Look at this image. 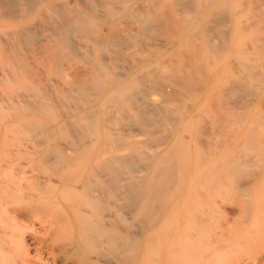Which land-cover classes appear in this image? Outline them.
I'll use <instances>...</instances> for the list:
<instances>
[{
    "label": "bare ground",
    "instance_id": "bare-ground-1",
    "mask_svg": "<svg viewBox=\"0 0 264 264\" xmlns=\"http://www.w3.org/2000/svg\"><path fill=\"white\" fill-rule=\"evenodd\" d=\"M250 3L264 6V0ZM230 5L231 0H0V57L11 64L0 78L12 82L24 72L26 89L12 98V108L20 106L39 117L24 124L34 144L28 152L49 173L42 176V170L43 180L37 174L30 177L32 192L21 197L55 208L2 210L30 221L33 244L46 255L39 252L35 264H264V196L259 202L254 196L253 201L244 198L254 185L264 189V136L250 127L239 138L245 150L224 145L233 135L224 128L231 115L224 96H230L231 106L250 103L246 96L264 83V42L259 34L245 42L239 50L244 61L218 90L211 88L220 80L211 59L206 65L198 59L203 49L213 57L229 50L227 46L222 51L232 21ZM257 10L253 15L264 16ZM102 22L110 24L108 32L99 26ZM243 25L242 31L250 26ZM168 28L175 34L168 35L167 44L177 40L184 49L164 60L166 74L160 71L155 48L127 59L125 48L157 38ZM212 34L220 43L211 40ZM78 37L91 44L76 42ZM24 52L38 57L42 65L29 62ZM68 60L86 67L72 69ZM117 63L121 71H107ZM203 98H210L207 110L206 103L205 110L200 106L206 115L197 117L190 108L181 113L190 100L194 104ZM171 101L181 106L172 107ZM16 114L21 119L26 113ZM186 122L197 144L192 151L178 131ZM136 129L151 148L136 147ZM217 153H222L220 161L204 163L206 156ZM226 183L238 196L240 222L207 230L209 211L193 210L211 203V192ZM9 253L8 247H0V256ZM243 253L246 261L230 259Z\"/></svg>",
    "mask_w": 264,
    "mask_h": 264
},
{
    "label": "rangeland",
    "instance_id": "rangeland-1",
    "mask_svg": "<svg viewBox=\"0 0 264 264\" xmlns=\"http://www.w3.org/2000/svg\"><path fill=\"white\" fill-rule=\"evenodd\" d=\"M234 0H231V4H233V5H230V9H231V11H232V21H231V23H230V25H229V32H228V37H227V39H226V43H225V46H224V49L222 50L223 52L226 50V47L227 46H229V48L227 47V49H229L227 52L225 51V53L224 54H220L221 56H219V54H218V56H215V57H213V56H211V53L208 51V50H202V52L199 54V56H198V59H199V61H200V63H202L203 65H206V60L208 59V58H210L211 59V61H210V63H213L214 65L215 64H217L218 66H213V64H211L210 66H212V67H214V71L216 70V71H218L217 73H218V75H217V77H215L216 78V80H217V78H219L220 80H217L218 81V86H217V84H216V81L214 82L215 83V85H211V88L213 89V88H215V90H218L219 89V87H221V85H223L224 83H226V81H227V79L228 78H230L232 75H234L237 71L236 70H238V65L241 63V61H244V57H243V55L241 54V52H239V50L241 51V48L244 50V45H245V42L246 43H248V42H250L249 40L250 39H254V38H256V36H258V34H259V36L261 37L262 35H264V30H262V29H264V16H262V15H253V12L255 11V10H257V11H262V13H264V6H259V5H257L258 7H256L255 6V4H252V3H250V2H254V0H250V1H248V0H244V4H241L242 3V0H238V1H234ZM240 1V2H239ZM236 2H238V3H236ZM247 2V3H246ZM235 3V4H234ZM239 3H240V5H241V7H240V5H239ZM250 3V4H249ZM248 4V5H247ZM234 5H236L235 7H234ZM251 7H250V6ZM231 6H232V8H231ZM239 6V8H237L238 10L236 11V7H238ZM249 6V7H248ZM235 9H234V8ZM243 7H245V8H243ZM253 7V8H252ZM254 8H257V9H254ZM234 9V10H233ZM260 9V10H259ZM251 10V11H250ZM252 10H253V12H252ZM233 11H235V12H233ZM252 16H251V15ZM234 16V17H233ZM256 16V17H255ZM233 18H234V20H233ZM238 18V19H237ZM251 18V19H250ZM253 18V19H252ZM241 19V20H240ZM255 19V20H254ZM247 20V21H246ZM256 21V22H253V21ZM251 21V22H250ZM233 22V23H232ZM235 22H238V24L236 25V23ZM244 22V23H243ZM249 22V23H248ZM254 23V24H253ZM103 24V25H102ZM107 24V25H106ZM242 24H244V25H246V24H248V25H250V26H248L247 27V25H246V29H244L243 31H242V29H240L241 28V26L240 25H242ZM236 25V26H235ZM240 27H239V26ZM243 25V26H244ZM251 25H253V26H251ZM1 26H6V24L5 23H2L1 24ZM99 26L101 27V29L105 32H108V28H109V26H110V24L109 23H106V22H102V23H100L99 24ZM104 26H105V29H104ZM99 27V28H100ZM255 27H257V28H255ZM234 28H236V29H234ZM239 28V29H238ZM253 28H254V30H253ZM260 28V29H259ZM232 29V30H231ZM233 29H234V33L232 32L233 31ZM240 30V31H238V30ZM247 29H249L248 31H250V32H248L247 33ZM251 29H252V32H251ZM256 29V30H255ZM236 30V31H235ZM165 31H170L169 33H165ZM172 30L170 29V28H168V29H166V30H164L162 33H160V35H157V38L155 37V38H151V40L149 39V40H142V43L140 42V45H132V46H129L128 48H125V52H126V57H127V59L128 60H130V59H138V58H140L143 54H141L143 51H149V50H152V51H156L157 50V52H158V55H157V59L159 60V61H161V63H160V71H162V74H166V72H167V69H164V65H163V62H165V61H167L168 59H170V58H173L174 56H173V53H175L176 51H181L182 50V48H183V46L181 47L180 46V48H178L179 47V45H181L180 44V41H177V40H175L176 41V43H175V41L173 42V44L170 46L169 44H167V42H169L171 39V37H169V36H172V34H175L174 32H171ZM232 33H231V32ZM236 32V33H235ZM240 32V33H239ZM242 32V33H241ZM247 33V36H246V33ZM231 34V35H230ZM240 34V35H239ZM169 35V36H168ZM213 36H212V38H211V40L213 41V42H216L215 40H217V42L218 43H220V38H219V36L217 37L216 35H214V34H212ZM234 35H235V37H234ZM249 35V36H248ZM153 36V35H152ZM229 36H230V38H229ZM237 36V37H236ZM258 36V39L260 40V41H262V42H264V39H262V38H264V36H262L261 38ZM235 39H234V38ZM159 38V39H158ZM214 38V39H213ZM236 38H238V39H236ZM231 39V40H230ZM234 39V40H233ZM246 39V40H245ZM262 39V40H261ZM157 40V41H156ZM230 40V41H229ZM233 40V41H232ZM239 40H240V42H239ZM243 42H242V41ZM251 40V41H252ZM255 40V39H254ZM151 41V42H150ZM230 42L229 44L231 45H227V42ZM233 43H232V42ZM238 41V42H237ZM76 42H78V43H80V44H82V43H85V42H87V43H89V44H91L89 41H87L86 39H84V38H80V37H78L77 39H76ZM235 42H236V44L240 47V48H238V46L235 44ZM86 43V44H87ZM149 43V44H148ZM240 43H241V45H240ZM235 45V46H234ZM150 46V47H149ZM153 46V47H152ZM167 46H169L168 48H167ZM147 47L149 48V49H147ZM171 47V48H170ZM156 50H155V49ZM144 49V50H143ZM184 49V48H183ZM232 49V50H231ZM237 49V50H236ZM164 51H166V52H164ZM205 51V52H204ZM223 52H220V53H223ZM230 52V53H229ZM26 53V54H25ZM164 53V54H163ZM238 53V54H237ZM241 55H240V54ZM161 54V55H160ZM209 54V55H208ZM30 53L28 52H24V56H26V57H30L29 58V62H32L33 64H35V65H37L38 66V64H40L39 66H41L42 65V63L40 62V61H38L39 59H38V57H33V58H31L32 57V55H30ZM140 55V56H139ZM227 55V56H226ZM170 56V57H169ZM224 56V57H223ZM229 56V57H228ZM134 57H138V58H134ZM219 57V58H218ZM227 57V58H226ZM167 58V60H165ZM203 58V59H202ZM213 58H217L218 60H219V64H218V60L216 59V61H214L213 60ZM223 58H224V60H223ZM230 58V59H229ZM32 59V60H31ZM222 59V60H221ZM229 59V60H228ZM71 60V59H70ZM70 60H68V66L70 65V68H72V69H80V70H82L83 69V67H86V65L84 66L82 63H80V64H78L76 61L74 62V60H72V61H70ZM165 60V61H164ZM220 60H221V64H220ZM226 61H228V62H226ZM72 62V63H71ZM215 62V63H214ZM223 62V63H222ZM227 63V65H226V63ZM240 62V63H239ZM114 65L115 66H117V67H114ZM114 65H110L109 66V69L107 70V71H115L116 73H118L119 71H121V69H120V66H121V64L119 63H117V64H114ZM220 65H222V66H220ZM226 65V66H225ZM10 66H11V64H8V62L6 61V60H4L3 58H1L0 57V76H2L3 75V73H5V72H7V71H9V68H10ZM113 66V67H112ZM128 66H130L129 64H128ZM112 68V69H111ZM116 68V69H115ZM228 71V72H225V69ZM220 69H221V71H220ZM224 69V70H223ZM117 70H119V71H117ZM71 71V70H70ZM111 71V72H112ZM166 71V72H165ZM216 71H215V73H216ZM111 72H109V73H111ZM164 72V73H163ZM223 72V73H222ZM226 73L227 74H229L228 76L226 75ZM23 74H24V72L21 70L20 71V73H19V77L18 78H15V79H13L12 80V82L11 81H9L8 79H3V78H0V237H1V239H2V241L4 240L5 242H0L1 244H0V247L1 246H5V247H8L9 249H10V253L9 254H7V255H1L0 256V264H35V263H37V261H38V258L40 257V254H39V252H38V250H37V248H36V246L35 245H37V244H33V239H32V236H31V233H32V230H31V228H30V221H28L27 220V218H25V217H14V214L12 215V213L11 212H8V213H5V212H3L2 210H30L32 207H33V205H34V208H33V210H37V209H35V207H37V208H39V210L41 209V210H48L47 208L49 207V210H54L55 208L54 207H51V206H49L48 204H46L45 202H42V204L40 205V203H38V201H36V203L35 202H32V203H29L28 201L26 202V200H24V197H23V199H22V197L21 196H24V194H27V193H30V192H32V188H33V185H31V184H33V181H32V179H29L30 177L32 178V177H35L36 176V174L37 175H39L40 177H38L39 179H41V180H43V179H45L47 176H48V171H46L45 169H43V168H40L41 166H40V164H39V166L40 167H38L37 165V163H35V162H33L32 161V156H30V154H29V152L31 151L30 149L32 148L31 146L32 145H34L33 144V142H32V136H31V133L29 132V130H28V128H26L25 126H24V124L26 123V122H30V121H32V120H35V119H38L39 117H37V116H35L36 114L35 113H30V114H28V112H24V108H20V106H19V108H20V110H19V108H16V109H14V107L12 108V106L13 105H16V103L15 102H13L14 101V99L16 98V93L17 92H25V89H26V84H27V81L25 80V78H24V76H23ZM225 75H226V77H225ZM219 76H222V78L221 77H219ZM226 80H225V79ZM2 79V80H1ZM223 80H225V82L223 83V82H221V81H223ZM220 82L222 83V84H220ZM14 85H13V84ZM256 82H254V84H255ZM13 85V86H12ZM215 86V87H214ZM260 87H259V89H257V91L256 92H253L252 94H250L249 96H246V100H248V98H249V104H247V105H234V104H232V105H234V106H231V105H229V102L231 101L230 100V96H224L225 97V100H226V102H224L225 100H224V97L222 98V96H220V98L222 99V101L221 102H224V104L225 103H227L226 105H227V107L228 108H231L230 109V111H231V115L228 117V119H227V122L228 123H226L227 125H224V128L226 129V130H228V131H230L232 134V137H227V140H226V143L224 144V145H226L225 147L227 148H232V147H234V149L235 150H237L236 148H238V149H240V150H245V145L241 142V137H243V136H245V132H246V130L248 131V129L250 128V130H252V127H254V133H262L261 134V136H264V129H262V126H264V124H261V123H264V122H261V121H264V109H262V107H261V105L260 104H262V106H264V100H262V99H264V83H262L261 85H259ZM6 87V88H5ZM10 89V90H9ZM20 89V90H19ZM262 89V90H261ZM261 91V92H260ZM260 92V93H259ZM252 95H254V96H252ZM259 95H261L260 96V99H258L259 98ZM12 96V97H11ZM157 96V97H156ZM159 95H154V97L155 98H160V96L158 97ZM12 98H14L13 99V101H12ZM227 98V99H226ZM253 98V99H252ZM207 99V100H206ZM206 99H202V100H197L196 101V103L194 102V104H193V102H192V100H190L189 101V103H188V105H187V103H186V107L187 108H184V109H181V110H185V111H182L181 112V110H180V112L181 113H186V111L190 108V109H192L193 110V112H194V114H195V116H197V117H200L201 115H206V113H203L204 111L203 110H207V107H208V104L207 103H209V100H210V98H206ZM258 99V100H257ZM11 100V101H10ZM204 100H205V102H204ZM188 101V100H187ZM186 101V102H187ZM194 101V100H193ZM219 101H220V99H219ZM256 101H260V103L259 104H257V102ZM171 102H173L174 104H176V105H172V103H170L171 105H172V107H176L177 105V107L179 108L181 105H179V104H177L178 102L176 101H171ZM190 102H192V104H190ZM200 102V103H199ZM204 102V103H203ZM207 102V103H206ZM206 103V104H205ZM243 103V102H242ZM245 103H246V101H245ZM12 104V105H11ZM169 104V105H170ZM181 104V103H180ZM196 104H198V105H196ZM202 104V105H201ZM205 104V109H204V105ZM257 104V105H256ZM190 105H192V106H190ZM249 105V106H248ZM260 105V106H259ZM197 106V107H196ZM200 106H203V110H202V108L200 107ZM239 106H242L241 107V109H239ZM246 106V107H245ZM8 107L10 108V109H8ZM193 107V108H192ZM234 107V108H233ZM235 107H238V108H235ZM257 107V108H256ZM261 107V108H260ZM200 108V110H198ZM259 108V109H258ZM187 109V110H186ZM244 109V110H243ZM10 110V111H9ZM22 110V111H21ZM8 111V112H7ZM16 113H20L21 115L22 114H24V113H26L25 115L27 116H25V115H23V118H19L17 115L18 114H16ZM21 111V112H20ZM199 111V114L197 113ZM11 112H13L12 114H11ZM206 112V111H205ZM241 112V113H240ZM244 112V113H243ZM257 113V114H256ZM198 114V115H197ZM201 114V115H200ZM233 114V115H232ZM29 115V116H28ZM37 115L38 116H40V114L39 113H37ZM203 115V116H204ZM235 115V116H234ZM237 115V116H236ZM259 116H260V118H259ZM238 117L240 118L239 120H238ZM16 118V119H15ZM197 119V118H196ZM196 119H194V120H191V123L190 124H192L193 123V125H192V128L194 127V124L195 123H197V120ZM235 119V120H234ZM261 119V120H260ZM199 120V119H198ZM238 120V121H237ZM255 121V123H253ZM257 121H259V123H257ZM236 122H239V123H236ZM188 123V125H190ZM253 123V124H252ZM20 124V125H19ZM258 124H260V126L258 125ZM187 125V122L184 124V125H182L181 127H179V129H178V131L180 132V136L184 139V140H186V143H188V147L190 148V150L192 151L196 146H197V144H195V142L194 141H192V138H193V136H194V133H193V129L191 128L190 130L191 131H189V128L191 127V125H190V127ZM255 125V126H254ZM260 127H258V126ZM226 126V127H225ZM233 128V129H232ZM257 128H259V129H257ZM260 129H261V131L262 132H260ZM235 131V132H233V131ZM135 131H137L136 133H138L139 134V132H138V129H136ZM187 131V132H186ZM259 131V132H258ZM256 134H254V137H256V136H258L259 137V134L258 135H256ZM139 137V138H138ZM135 138H138V139H136L135 140V145H136V147L137 148H139V149H143V150H148L149 148H151L153 145L152 144H147V143H149L148 141H143V139H145V136L144 135H142V137H140V134H139V136L138 135H136V137ZM143 138V139H142ZM240 138V139H239ZM139 141V142H136V141ZM239 141V142H238ZM147 142V143H146ZM240 142L242 143V145L240 144ZM137 143H139V144H137ZM140 144H142V146L140 145ZM146 144V145H145ZM240 144V145H239ZM223 145V146H224ZM232 145V146H231ZM258 145H260V144H258ZM231 146V147H230ZM260 147H264V143H262L261 145H260ZM243 148V149H242ZM3 149H4V151H3ZM222 149V148H221ZM220 149V151L219 152H221L222 150ZM29 151V152H28ZM10 152H11V154H10ZM28 152V153H27ZM23 153V154H22ZM24 154H26V155H24ZM29 156H28V155ZM7 155V156H6ZM19 155L21 156V157H19ZM222 153H217L216 155H214V156H206L205 158H204V163H210L211 161H215V162H218V161H220L221 160V158H222ZM26 156V157H25ZM219 156H221L220 157V159H219ZM11 158V159H10ZM262 160H264V159H262ZM30 161V162H29ZM210 161V162H209ZM262 162H264V161H262ZM19 163H20V165H22V166H20L19 165ZM30 163H32L31 164V166H30ZM36 164V165H35ZM35 165V166H34ZM20 166V167H19ZM33 167V168H32ZM38 167V168H37ZM12 168V169H11ZM14 168V169H13ZM22 168V169H21ZM15 169H17V170H15ZM24 169V170H23ZM30 169V170H29ZM31 169H33V170H31ZM37 169H40V172L38 173V171L39 170H37ZM42 170H44L43 172H44V174H43V172H42ZM18 171V172H17ZM35 171V172H34ZM15 172H17V173H15ZM20 172H22V174L23 175H20L21 173ZM24 172V173H23ZM46 172V173H45ZM191 172H193L192 170H191ZM194 172H196V175H197V170L195 169L194 170ZM193 172V173H194ZM12 173V174H11ZM32 173H33V175L34 176H32ZM41 173V174H40ZM48 173V174H47ZM11 174V175H10ZM27 174V175H26ZM43 174V175H42ZM20 177H19V176ZM25 175V176H24ZM46 176V177H43L42 178V176ZM192 175H194L195 176V174H192ZM16 177V178H15ZM24 177L27 179V182H25L23 179H24ZM15 180V181H13V180ZM16 179H18V180H16ZM20 179H22V181L20 180ZM10 180H12L11 182H10ZM30 180L32 181L31 183H29L30 182ZM6 181V182H5ZM17 181V182H16ZM21 181V182H20ZM25 183H24V182ZM29 181V182H28ZM10 182V183H9ZM20 183V185H19V183ZM25 184H23V183ZM227 182V181H226ZM14 183L16 184V186L14 185ZM22 183V184H21ZM27 183L30 185H27ZM4 184V185H3ZM12 184V185H11ZM227 185L224 187V188H221L220 190H218L217 192H211L212 193V195L210 194V196H211V199H210V202L211 203H206V205L205 206H201V208H202V210H193V211H196V212H204V211H209V213H210V216H209V218H208V224H210V226H206V229L208 230L209 228H211L212 227V229H215V228H218V229H221V228H225V227H230V228H232V227H234L236 224H238V222H240V219H241V217H240V213H239V210H240V203L238 202V196L236 195V193H234V190L231 188V186L228 184V183H226ZM3 185V186H2ZM6 185V186H5ZM10 185V186H9ZM14 185V186H13ZM24 185V186H23ZM208 185V184H203L202 185V188H205L206 186ZM260 185V184H259ZM259 185H258V188H256L257 186H255L254 185V187L257 189V190H253V188L248 192V194H246V196H244V198H246V199H249L250 201H253V200H255V198L258 200V202L259 201H261L260 199H261V196H264V195H262V194H264V189H262L261 191H259L260 190V188H259ZM9 186V187H8ZM13 186V187H12ZM7 187V188H6ZM14 187H16V188H14ZM27 187H28V189H27ZM260 187H262V186H260ZM14 188V189H13ZM26 188V190H24ZM31 188V189H30ZM2 189V190H1ZM4 189V190H3ZM8 189V190H7ZM11 189H12V191H11ZM15 189H16V191H15ZM18 190H20V191H18ZM253 190V192H251ZM13 191H15L14 193H13ZM18 192V193H17ZM207 192V191H206ZM222 192V193H221ZM257 192H258V194H257ZM16 193V194H15ZM233 193H234V195H233ZM262 193V194H261ZM254 194V195H253ZM17 196V197H15V196ZM232 195V196H231ZM260 195V196H259ZM235 196V197H234ZM247 196H250V198L249 197H247ZM252 196H254L253 198H252ZM256 196H259V197H256ZM13 198H19V200H17V199H13ZM233 198H235V200H233ZM237 198V199H236ZM251 198L253 199V200H251ZM12 201H11V200ZM262 199H264V197H262ZM13 200H15V202L13 201ZM257 200L255 201V202H257ZM43 201V200H42ZM10 202V203H9ZM13 202V203H12ZM3 203V204H2ZM15 203H17V204H15ZM30 206H29V205ZM31 204H32V206H31ZM37 204V205H36ZM40 205V206H39ZM48 205V206H47ZM28 206V207H27ZM46 206V207H45ZM207 206V207H206ZM25 208V209H24ZM203 208H205V210H203ZM207 208H209V209H207ZM11 213V214H10ZM14 217V218H13ZM26 227V228H25ZM27 227H29V228H27ZM36 227V231H40L39 230V227H38V225H36L35 226ZM211 230V229H210ZM4 232V233H3ZM2 233V234H1ZM8 233V234H7ZM13 233H14V235H18V236H14L13 235ZM18 233V234H17ZM20 233V234H19ZM5 234H6V236H5ZM4 235V236H3ZM8 235H11V237L10 236H8ZM8 237H9V239H8ZM12 238V239H11ZM23 239V244L20 242V239ZM26 241V242H25ZM22 244V245H21ZM26 244V245H25ZM28 245V246H27ZM22 247V248H21ZM24 247H26L25 249H24ZM28 248V249H27ZM28 252V253H27ZM28 254V255H26V254ZM41 253V252H40ZM42 254V256L43 257H46V255L44 254V253H41ZM239 255V254H238ZM238 257V258H237ZM247 257H248V255H246L245 253H243V254H240L239 256H237V255H235V256H233V257H231L230 259H233V260H235V261H237V260H239V261H246L247 260ZM242 258V259H241ZM50 260H51V258H50Z\"/></svg>",
    "mask_w": 264,
    "mask_h": 264
}]
</instances>
